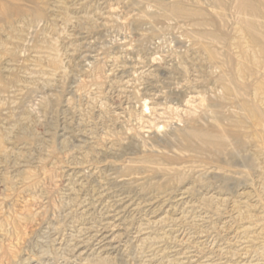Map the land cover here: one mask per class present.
Returning a JSON list of instances; mask_svg holds the SVG:
<instances>
[{"label":"rangeland","instance_id":"obj_1","mask_svg":"<svg viewBox=\"0 0 264 264\" xmlns=\"http://www.w3.org/2000/svg\"><path fill=\"white\" fill-rule=\"evenodd\" d=\"M0 264H264V0H0Z\"/></svg>","mask_w":264,"mask_h":264}]
</instances>
